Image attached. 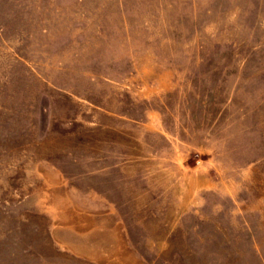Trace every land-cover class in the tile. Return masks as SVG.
<instances>
[{"label":"rangeland","instance_id":"rangeland-1","mask_svg":"<svg viewBox=\"0 0 264 264\" xmlns=\"http://www.w3.org/2000/svg\"><path fill=\"white\" fill-rule=\"evenodd\" d=\"M133 262L264 264V0H0V264Z\"/></svg>","mask_w":264,"mask_h":264},{"label":"crops","instance_id":"crops-1","mask_svg":"<svg viewBox=\"0 0 264 264\" xmlns=\"http://www.w3.org/2000/svg\"><path fill=\"white\" fill-rule=\"evenodd\" d=\"M118 227V229H120L119 228V226H117ZM118 229H115V231L113 230L112 231V233L111 232H106L105 233V231L102 229H97V228H93L90 232H92V234H91V238H96V240H95V242H93V244H91L90 246H88L87 247V250H86V252H82V254L83 255H85V256H90V258L91 259H93V260H100L103 256H102V251L104 250V243H103V236H105V235H111V234H113V239L115 240V249L116 250H118L119 251V247H120V244H119V242H120V240H119V230ZM92 240L93 239H91L90 241L92 242ZM97 240H99V242L97 241ZM94 241V240H93ZM124 245V244H123ZM113 247H114V245L112 246V250H114L113 249ZM112 250H111V252H112ZM98 251H99V253H98ZM94 252V254H92ZM134 260V258L132 259V261ZM133 264H134V262H133Z\"/></svg>","mask_w":264,"mask_h":264}]
</instances>
